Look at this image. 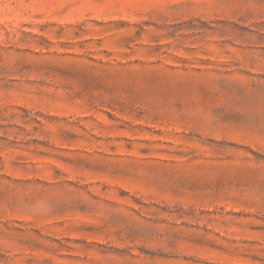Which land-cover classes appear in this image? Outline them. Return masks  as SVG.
Wrapping results in <instances>:
<instances>
[{
	"label": "rangeland",
	"instance_id": "374dc122",
	"mask_svg": "<svg viewBox=\"0 0 264 264\" xmlns=\"http://www.w3.org/2000/svg\"><path fill=\"white\" fill-rule=\"evenodd\" d=\"M0 264H264V0H0Z\"/></svg>",
	"mask_w": 264,
	"mask_h": 264
}]
</instances>
